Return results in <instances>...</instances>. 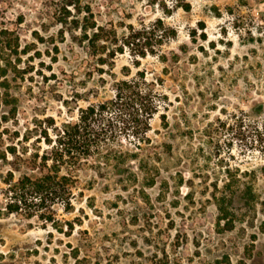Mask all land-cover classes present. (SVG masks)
Listing matches in <instances>:
<instances>
[{"label": "rangeland", "instance_id": "rangeland-1", "mask_svg": "<svg viewBox=\"0 0 264 264\" xmlns=\"http://www.w3.org/2000/svg\"><path fill=\"white\" fill-rule=\"evenodd\" d=\"M140 78L148 140L118 106L71 208L9 212L46 134ZM0 263L264 264V0H0Z\"/></svg>", "mask_w": 264, "mask_h": 264}, {"label": "trees", "instance_id": "trees-1", "mask_svg": "<svg viewBox=\"0 0 264 264\" xmlns=\"http://www.w3.org/2000/svg\"><path fill=\"white\" fill-rule=\"evenodd\" d=\"M142 82H144L143 78H140V81L139 79L119 81L115 84V94L111 99L81 109L77 121L63 125L53 140L50 141L46 134L47 143L51 147L40 156L38 165L42 170L41 175L34 178L23 175L12 182L10 179L8 181L10 196L6 209L14 212L21 205L44 206L54 200L61 203L65 209L71 208L70 186L73 178L69 169L79 163L82 158L94 153L99 154L100 149L104 148V152L108 155L116 153L117 148L110 145L113 141L108 142L111 140L109 136L113 134L114 123L112 122L114 121L110 116L105 117V115L118 106L123 110H130L128 114L119 116L123 129L127 126L131 127L138 142L148 140L146 131L157 105L153 101L152 89L142 86ZM7 152L15 155V148L9 147ZM128 154L135 156L136 153ZM5 158L3 153L2 159ZM13 163L18 167V163ZM9 177L12 178L11 173ZM220 211L221 218L228 217L224 207ZM43 216L47 220H53L50 214ZM230 222V219L226 220L227 224Z\"/></svg>", "mask_w": 264, "mask_h": 264}]
</instances>
